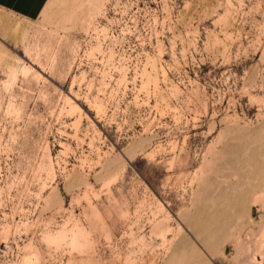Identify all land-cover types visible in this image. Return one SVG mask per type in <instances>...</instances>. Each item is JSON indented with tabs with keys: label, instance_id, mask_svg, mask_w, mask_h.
I'll return each mask as SVG.
<instances>
[{
	"label": "rangeland",
	"instance_id": "374dc122",
	"mask_svg": "<svg viewBox=\"0 0 264 264\" xmlns=\"http://www.w3.org/2000/svg\"><path fill=\"white\" fill-rule=\"evenodd\" d=\"M264 0L0 9V264H264Z\"/></svg>",
	"mask_w": 264,
	"mask_h": 264
},
{
	"label": "crops",
	"instance_id": "0c3cea01",
	"mask_svg": "<svg viewBox=\"0 0 264 264\" xmlns=\"http://www.w3.org/2000/svg\"><path fill=\"white\" fill-rule=\"evenodd\" d=\"M49 0H0V9L25 19H35L44 11Z\"/></svg>",
	"mask_w": 264,
	"mask_h": 264
},
{
	"label": "bare ground",
	"instance_id": "6f19581e",
	"mask_svg": "<svg viewBox=\"0 0 264 264\" xmlns=\"http://www.w3.org/2000/svg\"><path fill=\"white\" fill-rule=\"evenodd\" d=\"M264 244V243H263Z\"/></svg>",
	"mask_w": 264,
	"mask_h": 264
}]
</instances>
